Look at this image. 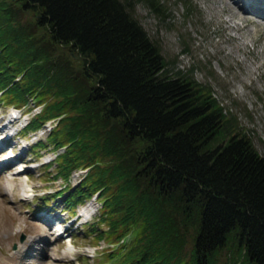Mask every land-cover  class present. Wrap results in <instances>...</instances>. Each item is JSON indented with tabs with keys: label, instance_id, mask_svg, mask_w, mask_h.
<instances>
[{
	"label": "trees",
	"instance_id": "16d2710c",
	"mask_svg": "<svg viewBox=\"0 0 264 264\" xmlns=\"http://www.w3.org/2000/svg\"><path fill=\"white\" fill-rule=\"evenodd\" d=\"M137 1L167 14L163 0H0V100H46L24 130L58 117L57 174L90 166L64 203L99 191L88 233L114 264H264V156L192 69L172 70Z\"/></svg>",
	"mask_w": 264,
	"mask_h": 264
},
{
	"label": "rangeland",
	"instance_id": "374dc122",
	"mask_svg": "<svg viewBox=\"0 0 264 264\" xmlns=\"http://www.w3.org/2000/svg\"><path fill=\"white\" fill-rule=\"evenodd\" d=\"M162 2L167 13L164 19L143 2H136L141 24L159 39L165 57L174 59L172 70L192 69V75L209 85L227 111L236 116L242 131L251 135L264 156V24L247 10L248 5L257 4L264 13V0ZM18 15L30 23L31 13L18 10ZM34 26L29 24L31 36L37 30L39 37L41 30ZM46 96L53 98L48 93L42 98ZM45 102L32 95L29 103L21 106L0 100V136L7 134L13 106L24 111L13 119L18 127ZM49 122L52 127L47 126ZM57 124L58 117L49 118L39 128H23L19 135L0 143V160L5 163L0 166V264H114L107 255L114 243L88 233V223L97 220L102 210L99 194L85 196L74 210L64 203L90 166L74 167L67 178L57 174V154L65 147L54 146L48 136ZM39 140L44 145L36 142ZM9 153L14 157L6 161ZM21 160L25 161L23 170L18 168ZM45 199L49 205L40 206ZM51 224L63 233L58 235ZM99 225L108 227L103 220Z\"/></svg>",
	"mask_w": 264,
	"mask_h": 264
},
{
	"label": "bare ground",
	"instance_id": "6f19581e",
	"mask_svg": "<svg viewBox=\"0 0 264 264\" xmlns=\"http://www.w3.org/2000/svg\"><path fill=\"white\" fill-rule=\"evenodd\" d=\"M258 5L257 4H253V5H248V9L247 10H249V11H252V12H254V14L255 15H257V17H254V19L256 20L257 18V20H259V22H260V24H264V13L262 12V10L260 9L261 7H257ZM259 16H261V17H259ZM14 111V110H13ZM12 111V112H13ZM14 113V112H13ZM10 114H11V116L8 118V120H11L12 118L11 117H13V114L10 112ZM13 119H14V117H13ZM12 119V120H13ZM5 125V124H4ZM6 126V125H5ZM4 127V126H3ZM1 129V128H0ZM5 134L4 133H2V136H0V139H2L3 137H5L4 136ZM5 140V139H4ZM10 154V153H9ZM6 161H9V160H6ZM1 162H3V161H1L0 160V166L2 165V164H5V163H1ZM23 164H25V163H23ZM28 165V164H27ZM21 166H23L22 165V163H21V165H19V168L21 167ZM9 188H11V187H9ZM87 210V209H86Z\"/></svg>",
	"mask_w": 264,
	"mask_h": 264
}]
</instances>
